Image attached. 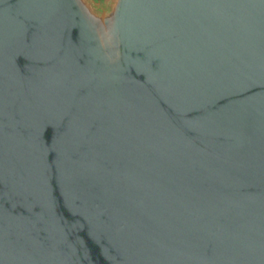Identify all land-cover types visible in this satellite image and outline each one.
I'll return each mask as SVG.
<instances>
[{
	"label": "water",
	"instance_id": "water-1",
	"mask_svg": "<svg viewBox=\"0 0 264 264\" xmlns=\"http://www.w3.org/2000/svg\"><path fill=\"white\" fill-rule=\"evenodd\" d=\"M0 264H264V0H0Z\"/></svg>",
	"mask_w": 264,
	"mask_h": 264
},
{
	"label": "rangeland",
	"instance_id": "rangeland-1",
	"mask_svg": "<svg viewBox=\"0 0 264 264\" xmlns=\"http://www.w3.org/2000/svg\"><path fill=\"white\" fill-rule=\"evenodd\" d=\"M93 1H95V2H97V3H106V2H108L109 0H93Z\"/></svg>",
	"mask_w": 264,
	"mask_h": 264
}]
</instances>
